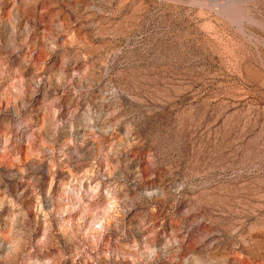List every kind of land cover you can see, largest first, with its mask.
I'll use <instances>...</instances> for the list:
<instances>
[{"label":"rangeland","instance_id":"obj_1","mask_svg":"<svg viewBox=\"0 0 264 264\" xmlns=\"http://www.w3.org/2000/svg\"><path fill=\"white\" fill-rule=\"evenodd\" d=\"M0 264H264V0H0Z\"/></svg>","mask_w":264,"mask_h":264}]
</instances>
